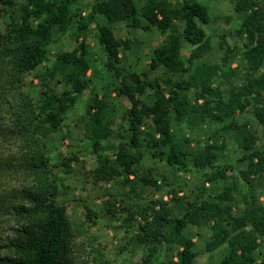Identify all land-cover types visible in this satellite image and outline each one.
Instances as JSON below:
<instances>
[{"label": "trees", "instance_id": "16d2710c", "mask_svg": "<svg viewBox=\"0 0 264 264\" xmlns=\"http://www.w3.org/2000/svg\"><path fill=\"white\" fill-rule=\"evenodd\" d=\"M230 1L243 16L236 32L242 48H231L225 35H218L216 49L222 56L220 63L210 64L200 61L215 49L214 37L205 30L212 17L197 0H144L140 6L136 0H0L5 25L0 26V81L19 97L17 103L8 101L9 109L0 105V264H86L97 250L85 226L61 202L57 169L70 174L79 157L61 156L53 164L49 149L50 137L63 130L86 93L85 137L97 160L90 175L95 184L118 180L124 190L118 196L107 191L100 211L84 204L90 227L102 217L120 221L131 235L127 244L142 252L140 264H153L163 250L174 249L178 262L159 264H196L188 230L209 227L206 250H223L220 264H258L264 243V204L258 195V189L264 193V0ZM118 23L165 35L152 51L148 71L124 65L123 56L137 42L118 37L113 28ZM92 25L102 68L112 77L104 93L98 90L101 71L89 75L95 61L88 42ZM65 37L77 46L51 58V47ZM184 43L192 52L187 62ZM240 53L248 76L225 93L214 81ZM40 68L41 88L30 96L24 92L27 76ZM113 93L130 102L117 131ZM249 108L261 136L253 125L236 120ZM8 110L11 123L2 115ZM182 123L192 130L207 124L213 129L207 141L192 148V139L180 138L174 130ZM117 133L120 140L112 142ZM229 139L241 155L234 163L222 160ZM146 158L162 163L172 175L200 173L202 180L192 193L179 195L183 188L166 175L159 183L155 169L144 166ZM239 165L246 167L240 171L246 186L230 174ZM139 187L166 192L171 202L127 205L125 198L131 200Z\"/></svg>", "mask_w": 264, "mask_h": 264}, {"label": "rangeland", "instance_id": "374dc122", "mask_svg": "<svg viewBox=\"0 0 264 264\" xmlns=\"http://www.w3.org/2000/svg\"><path fill=\"white\" fill-rule=\"evenodd\" d=\"M18 2H23V0H17ZM174 3L181 2L182 0H172ZM206 7H208L212 22L210 25L205 27L207 33L213 36L215 49L207 54L200 62H207L210 64L220 63V58L222 53L218 52L216 47L218 46L219 38L218 35L224 34L226 41L233 48L234 46L241 49L242 39L237 35V30L240 28L243 16L236 12L234 5L230 0H197ZM137 4L140 6L144 0H136ZM85 2L81 4V8L84 10V15H89V11ZM1 27H5L3 22H0ZM118 37L121 38H131L136 41L137 44L133 47V50L126 52L123 56V62L126 67H132L133 71L146 72L149 69L152 51L160 46L165 35H162L158 29H152L149 32H143L141 30H133L129 28L126 23H118L113 26ZM88 42L95 53V61H93V68L89 72L91 76L94 71H101L103 74V79L99 83L100 93H104L102 88L107 87L108 84L112 82V77L106 70L102 68V63L100 62L102 56L100 55V50L97 41V32L95 30V25H92V33L88 37ZM77 46L76 42L69 37H65L61 42L53 45L51 47V58L59 50L71 51ZM192 52L191 47L184 43V50L182 53V58L187 62L190 58ZM1 65V64H0ZM41 69V68H40ZM37 70L32 74L27 76L26 84L24 87V92L30 96L36 97L40 90V81L37 78V74L41 73L43 69ZM224 75L221 78L214 81L215 85L221 86L225 93H228L229 88L233 85L237 86L246 81L248 72L246 66L242 61V54L240 53L235 59L230 67H222ZM232 70H235L232 73ZM3 71H0V76ZM157 73H151V76H155ZM226 75H229L225 77ZM4 75V73H3ZM7 83L0 81V105L6 106L9 109L8 101L17 103L19 97L14 93L11 87L7 88ZM61 85L58 86V90H62ZM114 99L115 112V129H121L124 126L122 122V116L124 112L130 108V102L124 97H117L115 93L112 94ZM90 100V94L86 93L78 102L76 107L68 114L65 121V127L61 132H58L50 137L49 149L50 156L53 164L59 162L61 156L69 157L75 154L79 157V162H74L72 164V171L70 174L64 173L62 168L57 169V173L61 178V191L62 197L61 202L67 205L68 211L71 218L77 222V224H82L88 231L90 239H92L94 246L97 250L91 253L89 261L86 264H140L142 252L140 249L133 250V246L127 244L130 234L125 233L124 228L121 226L122 223L114 221L110 222L106 218H100L97 220V224L90 227L88 223L85 222L84 217V204L90 206L96 211H100L103 207L104 202L108 199L106 192L108 191L114 196L122 195L123 189L121 188L120 182L118 180L112 181L109 184L99 183L95 184L90 172L94 170L97 166L96 155L93 153L91 145L88 143L85 137V110L86 106ZM202 104V101L198 102ZM2 113V111H1ZM5 116L7 122H12L10 120L11 113L4 111L2 113ZM239 124H244L248 122L257 130L259 136L262 135L261 126L256 123L253 115V109L249 108L246 113L238 114L236 118ZM13 124V123H12ZM213 126L204 125L198 129L192 130L187 123H182L174 126V130L180 138L186 137L191 138V147L193 148L198 142L207 141ZM120 140L119 134H115L112 142H117ZM236 143L233 139H229L225 156L222 160H228L230 162H235V160L240 157V152L236 148ZM144 166L146 168H154L155 178L161 183V176L166 175L169 180L176 185H180L183 188V192L179 195L190 194L195 189V186L199 184L202 180L200 173L195 174H175L172 175L168 172L162 163L157 161H152L146 158L144 160ZM245 165H239L238 169L232 171L230 174L233 178L239 179L242 186H246L241 179V170H245ZM133 179V177L131 178ZM18 182L15 184H19ZM205 188L210 191L212 186L210 183H206ZM258 195L260 201L264 204V193L263 190L258 189ZM127 192V191H126ZM171 195L166 192H158L155 188H138V193L132 197V199H126L127 205H131L133 202L139 204H145L151 200L163 199L166 202L170 201ZM138 222H142L138 218ZM209 227H205L201 230L196 228H189L188 234L192 237L195 242V252L197 253L196 264H220L223 257V250H218L215 252H208L206 250V243L210 236ZM259 251L260 257L258 264H262L264 260V243H260ZM100 251V255H99ZM153 264H159L162 261L178 262L176 256V251L174 250H163L155 259H153Z\"/></svg>", "mask_w": 264, "mask_h": 264}]
</instances>
